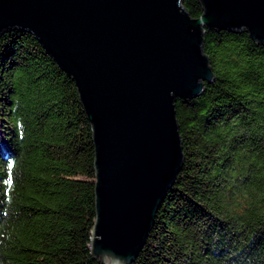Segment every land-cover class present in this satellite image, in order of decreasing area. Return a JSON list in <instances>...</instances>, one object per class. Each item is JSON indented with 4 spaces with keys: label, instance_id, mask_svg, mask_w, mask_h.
<instances>
[{
    "label": "trees",
    "instance_id": "16d2710c",
    "mask_svg": "<svg viewBox=\"0 0 264 264\" xmlns=\"http://www.w3.org/2000/svg\"><path fill=\"white\" fill-rule=\"evenodd\" d=\"M192 18L199 0L182 3ZM215 74L179 98L184 164L132 264H264V44L207 29ZM93 130L71 77L31 33L0 36V264H101Z\"/></svg>",
    "mask_w": 264,
    "mask_h": 264
},
{
    "label": "water",
    "instance_id": "95a60500",
    "mask_svg": "<svg viewBox=\"0 0 264 264\" xmlns=\"http://www.w3.org/2000/svg\"><path fill=\"white\" fill-rule=\"evenodd\" d=\"M0 0V36L33 34L73 79L92 125L96 219L92 256L132 264L181 172L175 102L215 82L207 29L264 44V0Z\"/></svg>",
    "mask_w": 264,
    "mask_h": 264
}]
</instances>
